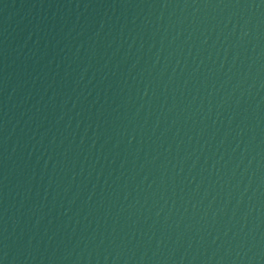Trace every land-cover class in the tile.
Returning a JSON list of instances; mask_svg holds the SVG:
<instances>
[{
    "label": "water",
    "instance_id": "1",
    "mask_svg": "<svg viewBox=\"0 0 264 264\" xmlns=\"http://www.w3.org/2000/svg\"><path fill=\"white\" fill-rule=\"evenodd\" d=\"M0 264H264V0H0Z\"/></svg>",
    "mask_w": 264,
    "mask_h": 264
}]
</instances>
